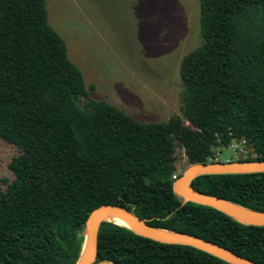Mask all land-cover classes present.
Returning a JSON list of instances; mask_svg holds the SVG:
<instances>
[{
    "label": "trees",
    "instance_id": "trees-1",
    "mask_svg": "<svg viewBox=\"0 0 264 264\" xmlns=\"http://www.w3.org/2000/svg\"><path fill=\"white\" fill-rule=\"evenodd\" d=\"M199 1L202 41L180 65L182 115L157 123L88 97L46 0H0V138L19 149L14 179L0 191V264H76L88 216L102 204L264 264V225L183 202L174 190V139L190 164L233 140L256 152L243 160H264V0ZM192 186L264 211V172L200 174ZM103 260L232 264L114 221L99 228L93 264Z\"/></svg>",
    "mask_w": 264,
    "mask_h": 264
},
{
    "label": "rangeland",
    "instance_id": "rangeland-1",
    "mask_svg": "<svg viewBox=\"0 0 264 264\" xmlns=\"http://www.w3.org/2000/svg\"><path fill=\"white\" fill-rule=\"evenodd\" d=\"M48 21L81 69L89 98L105 100L134 119L165 123L182 115L183 57L201 41L199 0H46ZM87 97H81L84 106ZM175 174L190 165L173 140ZM17 146L0 138V191L14 179ZM244 140L217 146L209 162L255 157Z\"/></svg>",
    "mask_w": 264,
    "mask_h": 264
},
{
    "label": "water",
    "instance_id": "water-1",
    "mask_svg": "<svg viewBox=\"0 0 264 264\" xmlns=\"http://www.w3.org/2000/svg\"><path fill=\"white\" fill-rule=\"evenodd\" d=\"M250 172H264V160L191 163L181 175L175 178L174 190L183 199V202L192 201L214 207L243 224L264 225V211L246 208L227 199L198 191L192 186V180L200 174ZM110 214H115L125 219L130 224L127 227L134 232L160 242L190 245L216 255L232 264H261L200 236L155 227L133 210L119 204H102L90 212L86 221L82 252L76 264H93L96 261L99 228L103 221H111L107 219ZM162 230H169L175 234H167L162 232ZM85 244H87L86 255L82 258ZM98 264L120 263L113 260H103Z\"/></svg>",
    "mask_w": 264,
    "mask_h": 264
},
{
    "label": "bare ground",
    "instance_id": "bare-ground-1",
    "mask_svg": "<svg viewBox=\"0 0 264 264\" xmlns=\"http://www.w3.org/2000/svg\"><path fill=\"white\" fill-rule=\"evenodd\" d=\"M177 175V174H176ZM107 219L114 221L120 225H124V226H128L130 225L125 219H123L122 217L115 215V214H110L107 216ZM162 232L167 233V234H175L172 231L169 230H162ZM86 250H87V244H85L84 250H83V255L82 258H84V256L86 255Z\"/></svg>",
    "mask_w": 264,
    "mask_h": 264
},
{
    "label": "built area",
    "instance_id": "built-area-1",
    "mask_svg": "<svg viewBox=\"0 0 264 264\" xmlns=\"http://www.w3.org/2000/svg\"><path fill=\"white\" fill-rule=\"evenodd\" d=\"M177 178V175H174V179Z\"/></svg>",
    "mask_w": 264,
    "mask_h": 264
}]
</instances>
